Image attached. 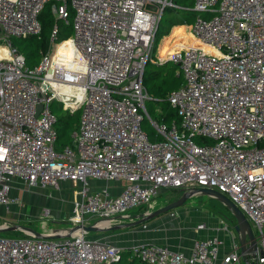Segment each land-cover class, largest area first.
Returning <instances> with one entry per match:
<instances>
[{
	"label": "built area",
	"instance_id": "1",
	"mask_svg": "<svg viewBox=\"0 0 264 264\" xmlns=\"http://www.w3.org/2000/svg\"><path fill=\"white\" fill-rule=\"evenodd\" d=\"M49 4L57 19L51 46L30 68L11 38L40 35L39 17ZM169 6L174 0H0V46L8 48L0 55V205L26 206L18 180L28 187L80 185L69 236L0 235V264H115L125 249L91 237L84 225H115L161 190L199 187L236 203L252 224L256 249L245 257L234 224L220 219L219 233L197 238L190 252L140 243L132 255L146 264H264V0H195L194 10L209 14L191 28L201 45L169 58L185 76L169 96L180 126L151 117L143 81ZM71 10L72 59L55 63L63 42L58 21L69 24ZM67 86L82 93L75 106L64 98ZM55 100L81 110L72 144L62 148ZM147 117L162 139H150ZM92 180L125 183L113 194L110 184ZM41 217L51 220L52 208Z\"/></svg>",
	"mask_w": 264,
	"mask_h": 264
},
{
	"label": "rangeland",
	"instance_id": "2",
	"mask_svg": "<svg viewBox=\"0 0 264 264\" xmlns=\"http://www.w3.org/2000/svg\"><path fill=\"white\" fill-rule=\"evenodd\" d=\"M175 2H178L181 8H177V10L171 11L169 8H166L165 12H163V21L161 24V30L160 33H166L172 26L171 22L172 20H177L186 23L187 26H193L195 23L196 19L198 16H205L209 17L208 13H202V12H197L194 10V6L191 7V5L195 4L192 0H174ZM50 5V4H49ZM51 6V5H50ZM50 6L47 5L49 8ZM188 8V9H186ZM52 19L53 23L56 22V15L52 13ZM70 23L67 24L64 21H58V24L60 26V29L62 30V34L64 36L67 35H72L74 34V29H73V21H74V12L71 10V16L69 18ZM187 33L190 34V28L184 27ZM173 30V27L171 28L170 32ZM165 36V35H164ZM20 37H12L11 41L14 42V39H18L19 45L22 47H25L27 52L35 54L34 57V62L33 64L39 63V58H41L42 55L38 56L37 54V49L35 44H42V42H39L37 40H31V39H19ZM191 38L197 45H201L199 40L191 34ZM165 38L162 37L159 42L154 43V48H153V58L154 60H149L148 64L146 65V70L151 69H158L161 72H163L160 76L157 75L155 76L154 79H151L149 82H146V86L148 87L147 91L149 93L150 99L147 100L146 106L147 109L151 115V117L156 120V121H162V118H164L168 113L174 114L176 119H178V123L180 126V118L177 114L176 108L170 103L169 101V96L170 93L175 90L180 88L181 86L184 85L185 83V76L178 64H170L169 66H158L160 64H163L164 62L170 60L168 58L166 59H161L158 58L160 56V48L162 45V42ZM22 41V42H21ZM65 41H70L65 40ZM63 41V42H65ZM71 42V41H70ZM0 43H3L1 41ZM51 43L49 42L47 50H49ZM72 45V43H71ZM168 47V44H166L163 48V51L166 50ZM4 46H0V50L3 49ZM70 52L73 53V48L70 47ZM39 60V61H38ZM163 61V62H161ZM28 66L31 64L28 62ZM146 87V88H147ZM74 102V100H71ZM61 102V101H60ZM64 107V102H61ZM60 103L55 100L52 103V110L54 113H58L61 109ZM69 109V107L67 108ZM70 110V109H69ZM77 110V109H76ZM81 114V111H80ZM176 119H170L167 121V123L171 124L175 122ZM76 127H72L69 131L68 134L59 140L57 142V147L62 148L66 146L67 144L70 145L72 144V132L73 129ZM143 128L145 131L148 133L149 137L151 140H159L162 139L161 135H158V132L154 125L151 123L149 118L147 117L145 121L143 122ZM208 143H214L211 139H205ZM197 143L202 144L204 140L200 137L196 138ZM66 144V145H65ZM18 186H20L19 190V196L22 199V201L25 203L26 208L22 209V211H19L17 214L15 211L10 210V207L7 208L4 205H0V227L5 226L6 224H16V225H21V226H27L30 228H33L34 230H39L42 228V224L46 223L47 226L53 227V229H56L58 226L57 224H53L52 220L50 219H42L36 220L34 218V214L32 212H38L39 210L43 209L44 207H50L53 210V215L55 216V212L59 211L61 212L63 209V203L67 205V198L66 194L68 190L65 189V192L63 193V200L58 196V198L55 196L52 198L51 194L54 192L53 189H58V188H51L48 191L46 190H41L42 188H34V187H28L20 184V181H17ZM71 187V183L68 185H64V188ZM70 191V190H69ZM181 192L177 190H161L159 191L158 195L153 199V201L147 205H142L138 206L135 208L130 209L127 214L136 216L137 214L141 212H145L149 210L151 207L157 205H164L167 202L171 201L174 198H177L180 195ZM57 199H61L60 202L57 201ZM57 202V203H56ZM185 205H192L191 207L194 209L195 212H199L203 218L210 224V227L212 225L214 226H219L220 219H224L228 225L233 226V216L231 212L227 209V207L217 198L207 195V194H196L190 197L187 202L182 206L184 207ZM182 207H178L177 209H180ZM21 212V214H20ZM164 215V214H162ZM161 216V215H160ZM90 222H94L95 218H90ZM132 221V219H122L118 223H128ZM212 224V225H211ZM62 225V224H60ZM132 229V228H131ZM52 230V229H51ZM140 232L139 230L137 231ZM24 233V232H23ZM256 233V230H255ZM22 231L16 230V231H7V232H0L1 236H6V237H16V236H21ZM89 234H94V232H90ZM141 242H137L134 244H140ZM132 256V255H131ZM130 255H126L124 257V260L131 258ZM245 264V263H244Z\"/></svg>",
	"mask_w": 264,
	"mask_h": 264
},
{
	"label": "crops",
	"instance_id": "3",
	"mask_svg": "<svg viewBox=\"0 0 264 264\" xmlns=\"http://www.w3.org/2000/svg\"><path fill=\"white\" fill-rule=\"evenodd\" d=\"M177 26H184L186 28H190L189 29L190 33L193 34L191 30L192 28L191 26L182 24V25L174 26L173 29ZM172 31L170 32V34L172 33ZM169 35L164 36V38H167ZM158 58H160V56H158ZM70 183H71V187L64 188V185L66 184L69 185ZM124 183H125L124 181H120V182L117 181V182H112V183H108L105 181H96V180L91 181V184H93V186L110 184L113 194H118L121 191L120 185H124ZM34 188H37V187H34ZM38 188H42V187H38ZM79 188H80L79 184L78 185L74 184L71 181H63L58 189H53L54 192L49 194V195H52V198H54L55 196L58 198V196H60V198L63 200L62 198L63 193L65 192V189L68 190L67 193L65 192L66 194L65 196L67 198V205L63 203V209H61L62 211L55 212V216L53 215V218L51 219L53 224L58 225L56 226L57 227L56 229L69 228V218L72 214L75 199L78 198L76 191L79 190ZM50 189L51 188H42L41 190H46L49 192ZM177 191L181 192L180 195L177 198H174L171 201L167 202L166 204L164 205L162 204L159 206L155 205L151 207L149 210L145 212H141L137 214L136 216L130 215L131 216L130 218H122V219L123 220L132 219V221H136L140 217L141 214L147 213L148 211H154L180 198L182 195V190L177 189ZM61 199H57V201L60 202ZM191 206L192 205H188V206L185 205L184 207L180 209H174L144 224L131 227L132 229L124 228V229L113 230V231H104V232L100 231V232H94V234L93 235L90 234V236L99 238L104 242L123 247L125 249L123 251V255L125 253L126 255L132 254L131 247L133 245H136L134 243H137V242L158 243V244L167 246L171 250H181L185 252H190L192 249L194 240H196L197 238H204L206 236H210L218 232V230H216L217 226H214L212 224H211L212 225L211 229L198 230L197 225L199 223H202V222L208 223V222L205 220V218H203V216L199 212H195ZM23 208L25 209L26 206L22 207L17 204H13L12 206H10V210L15 211L17 214L19 213V211H22ZM41 213H42V209L39 210L38 212H32V214H34V218L40 221L42 220ZM39 230L45 233H51L55 229H53V227L51 226L50 227L47 226L46 223H43L42 228ZM138 230L140 232H138L137 234ZM126 255H124L121 258V260L117 262V264H129L132 258H134V256L130 255L131 258L124 260V257Z\"/></svg>",
	"mask_w": 264,
	"mask_h": 264
},
{
	"label": "trees",
	"instance_id": "4",
	"mask_svg": "<svg viewBox=\"0 0 264 264\" xmlns=\"http://www.w3.org/2000/svg\"><path fill=\"white\" fill-rule=\"evenodd\" d=\"M192 1L195 2V0H192ZM174 3H175V6H169L166 8H169L171 11L177 10V8H181L180 5L178 4V2L174 1ZM48 6H50V5H48ZM193 6L194 5L192 4L191 7H193ZM166 8H165V10H166ZM186 9H188V8H186ZM165 10H164V12H165ZM52 13L53 12H52L51 6L49 8L46 6L45 9L40 14L39 18H40V21L42 24V32L40 35H32V36H28V37H20L19 38V39L37 40L39 42H42V44H37V43L35 44L38 56L43 55L44 53H46L48 51L47 48H48V44L50 42V35H51V31H52L53 26H54L53 19H52V15H53ZM162 21H163V17H161L159 28H158V31L156 33L155 40L157 42H159L161 40V38L164 37V35L165 36L169 35L172 27H174L176 25L186 24L185 21L181 22V21H177V20H172V22H171L172 27L166 33L161 34L160 30H161ZM59 36H60L59 37L60 41L68 40L71 37V35L64 36V34H62L61 29H60V35ZM13 43L18 47V49L21 51V53H23V55L25 56L26 64L28 62L31 64L30 66H28V64H27L28 67L34 68L35 66L39 65L42 56H41V58H39L40 61L38 60L39 63L33 64L35 54L27 52L25 47H22L21 45H19L18 39H14ZM166 44H168V47L166 48V50L163 51V48ZM191 45H195V46L197 45L193 41V39L191 38V33L190 34L187 33L184 26H177L173 29L172 33L167 38H165L163 40L160 51H159L160 58L166 59L168 57H171L175 51H177L183 47H187V46H191ZM70 47H72L70 41H65V42H62L61 44H59L58 45V52L55 55V58L58 59V57H61L62 59H66L67 61H70L72 59V54H73L72 52H70ZM170 64H175V63L171 60H168V61L164 62L163 64L157 65V67L158 66H169ZM162 73L163 72H161L160 70H158L156 68H154V69L150 68L149 70H146V66H145L144 78H143L145 87H147L146 82H149L151 79H154L155 76H157V75L160 76ZM146 89H148V87ZM58 102L61 104L60 105L61 110L58 113H55L57 116V121L55 124V128L58 132L57 142L59 140H61L62 138H64L68 134V131L72 127H74L75 125H76V127L78 126L79 120H80V111H81L80 109H77L75 111H71L69 109H64L62 103L60 101H58ZM175 117L176 116L174 114L168 113L162 119L165 122H167L170 119H172V120L176 119ZM175 122L178 123L179 122L178 119H176ZM21 235H25V233L22 232ZM124 255H126V253ZM124 255L122 253V257ZM130 255H132V254H130ZM115 264H117V263H115ZM129 264H146V263H144L140 259L134 257V258H132V260L130 261Z\"/></svg>",
	"mask_w": 264,
	"mask_h": 264
},
{
	"label": "water",
	"instance_id": "5",
	"mask_svg": "<svg viewBox=\"0 0 264 264\" xmlns=\"http://www.w3.org/2000/svg\"><path fill=\"white\" fill-rule=\"evenodd\" d=\"M196 11V10H195ZM160 24V22H159ZM159 28V26H158ZM158 28L156 30V33L158 31ZM147 65V64H146ZM41 108V106H40ZM77 109H80L78 107ZM207 194L210 196H213L220 200L227 209L231 212L233 216V223H234V229L237 233V239L240 243L241 252L246 257V255L250 252H253L256 249V236L254 234L252 224L250 223L247 216L244 214V212L236 205L235 202H233L227 195L223 194L222 192L211 189V188H193L188 191H182V195L180 198L176 199L175 201L168 203L167 205L160 207L154 211H148L147 213H143L140 215V217L136 221H131L129 223H118L115 225H100V224H90V225H84V228L88 232H104V231H113V230H119L124 228H131L135 227L141 224H144L150 220H153L157 217H159L162 214H166L174 209H177L178 207H182L187 200L196 194ZM75 229L74 228H64V229H55L56 231H62L60 233H45L40 230H34L33 228L27 227V226H21L16 224H10L0 227V232H7V231H22L24 233H31L35 234L38 238H46V239H60L63 237H67L70 235V233ZM54 230V231H55ZM66 231V232H64ZM120 260V259H119ZM118 260V261H119ZM246 264H249V262L246 259Z\"/></svg>",
	"mask_w": 264,
	"mask_h": 264
},
{
	"label": "bare ground",
	"instance_id": "6",
	"mask_svg": "<svg viewBox=\"0 0 264 264\" xmlns=\"http://www.w3.org/2000/svg\"><path fill=\"white\" fill-rule=\"evenodd\" d=\"M69 40H70V39H69ZM70 41H71V43H72V48H73V42H72V40H70ZM177 51H178V50H177ZM175 52H176V51H175ZM175 52H174V53H175ZM7 53H8V48H7L6 46H4V48L0 50V55H1V56H4V55H6ZM174 53H173V54H174ZM161 59H162V58H161ZM61 60H62V61H61ZM63 60H64V61H63ZM54 61H55V63H56V62H64V63H66V64H67L68 62H70V61H67L66 59H62L61 57H58V59L54 58ZM71 89H75V88H73V87H71V86H67V90H68V92L66 93V95L64 96V98H65L66 102L68 103V104H67L68 106H75V104L78 103V101H79V99H80L82 93L79 92L78 89H76L77 91H75V90L71 91ZM71 100H74V102H72ZM101 225H107V222H102Z\"/></svg>",
	"mask_w": 264,
	"mask_h": 264
}]
</instances>
